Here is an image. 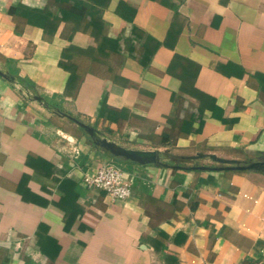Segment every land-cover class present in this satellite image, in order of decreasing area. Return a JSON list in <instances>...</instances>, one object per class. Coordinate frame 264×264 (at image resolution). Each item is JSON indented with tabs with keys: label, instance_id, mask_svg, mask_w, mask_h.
<instances>
[{
	"label": "crops",
	"instance_id": "crops-1",
	"mask_svg": "<svg viewBox=\"0 0 264 264\" xmlns=\"http://www.w3.org/2000/svg\"><path fill=\"white\" fill-rule=\"evenodd\" d=\"M22 6L60 15L55 0H0V70L15 78L0 75V264L264 258V174L183 160L264 157V0H110L101 31L44 27ZM49 110L168 165L130 161L132 197L112 201L84 182L112 156L73 120L89 137L54 131Z\"/></svg>",
	"mask_w": 264,
	"mask_h": 264
},
{
	"label": "water",
	"instance_id": "water-1",
	"mask_svg": "<svg viewBox=\"0 0 264 264\" xmlns=\"http://www.w3.org/2000/svg\"><path fill=\"white\" fill-rule=\"evenodd\" d=\"M0 75L3 77L15 80V78L4 71L0 70ZM35 99L43 102V97L40 95H35ZM61 115L68 117L69 119L76 122L80 127H82L85 132L90 136L94 145L101 148L105 152L109 153L114 158L129 160L138 164L147 165H164L167 166L168 163L164 161L162 157V152L158 149H135L128 148L114 141L108 137L105 133L94 127L93 125L87 124L73 115L66 112L61 113ZM209 160L212 164H194L189 168L193 170H230V171H255L264 174V157L257 160H240V159H229L221 157L215 153H205L199 152L195 155L184 156L183 160ZM175 167H182V165L176 164Z\"/></svg>",
	"mask_w": 264,
	"mask_h": 264
},
{
	"label": "trees",
	"instance_id": "trees-1",
	"mask_svg": "<svg viewBox=\"0 0 264 264\" xmlns=\"http://www.w3.org/2000/svg\"><path fill=\"white\" fill-rule=\"evenodd\" d=\"M109 1L110 0H105L103 5L98 6L87 0H55V2L58 5V10L60 11L59 16L51 13L52 11L48 9L26 8L24 6H22V9H26V12H24V16H26V18L29 21L34 22L36 24L38 23L43 24L44 27L47 26L48 22H52V21L55 22L56 20L57 21L64 20V21L74 22L76 24L75 25L76 30L77 28H81V27L84 29H88L91 26L94 28V30L101 31L105 26V22L102 19V13L103 10L107 7ZM17 10H19L18 7H12L10 9V11L13 14H15ZM65 57H67V54L64 55V58ZM66 65H68L72 69L74 68L73 67L74 65L70 62L69 63L66 62ZM12 72L16 76L19 83L22 84L26 89L34 93L38 92L35 84L32 81H30L27 78L20 77L16 71H12ZM75 79L76 78H74V80ZM44 100L51 109H57L60 110V112L64 111L61 103L56 102L53 98L45 96ZM191 130L192 129L186 128V131H191ZM166 139H169V136H167ZM111 161H113L118 166H120L124 171L127 170L126 165L128 163H132L130 161H123L121 159L114 158L113 156L111 157ZM172 163H175V161H172ZM263 260L264 258H261L260 260L257 261L254 259L246 258L242 262V264H258V263L264 264ZM27 264H31V261L28 260Z\"/></svg>",
	"mask_w": 264,
	"mask_h": 264
},
{
	"label": "built area",
	"instance_id": "built-area-1",
	"mask_svg": "<svg viewBox=\"0 0 264 264\" xmlns=\"http://www.w3.org/2000/svg\"><path fill=\"white\" fill-rule=\"evenodd\" d=\"M84 182L89 188L106 191L112 201H126L132 197V183L113 161H107L93 174H86Z\"/></svg>",
	"mask_w": 264,
	"mask_h": 264
},
{
	"label": "rangeland",
	"instance_id": "rangeland-1",
	"mask_svg": "<svg viewBox=\"0 0 264 264\" xmlns=\"http://www.w3.org/2000/svg\"><path fill=\"white\" fill-rule=\"evenodd\" d=\"M48 119L50 122V128H53L54 131H56L58 128H61L59 133L63 137L69 138L70 135H77L81 137L87 138L84 134L83 131L75 124L71 119L68 117H62V115H59L55 111L49 110L48 112ZM188 165H193V164H212L209 160H193V161H188Z\"/></svg>",
	"mask_w": 264,
	"mask_h": 264
}]
</instances>
